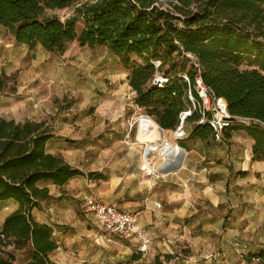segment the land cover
Segmentation results:
<instances>
[{"label": "crops", "instance_id": "0c3cea01", "mask_svg": "<svg viewBox=\"0 0 264 264\" xmlns=\"http://www.w3.org/2000/svg\"><path fill=\"white\" fill-rule=\"evenodd\" d=\"M18 46L21 57L0 70L7 76L19 70L23 85L16 96L0 94V117L45 121L52 131L47 153L84 172L63 186L39 183L49 196L31 214L53 230L58 247L49 255L51 264H258L248 258L264 250V161L252 159L255 141L241 126L225 133L223 141L188 139L189 133L180 141L186 151L182 167L150 181L138 168V150L125 143L128 131L138 132L129 127L131 119L145 111L129 104V70L117 56L103 46L68 45L62 55L41 46ZM70 52L71 65L91 75L76 85L77 108L78 97L65 94L67 83L61 88L52 84L60 76L57 68L63 69L60 56ZM41 66L47 69L44 79ZM64 97L70 100L58 111L54 102ZM53 116L59 121L49 123ZM88 196L139 212V223L152 236L147 257L136 253L134 238L107 241L86 208ZM2 205L7 208L0 210V232L6 216L18 207L14 201ZM26 253H17L20 264L27 261Z\"/></svg>", "mask_w": 264, "mask_h": 264}, {"label": "trees", "instance_id": "16d2710c", "mask_svg": "<svg viewBox=\"0 0 264 264\" xmlns=\"http://www.w3.org/2000/svg\"><path fill=\"white\" fill-rule=\"evenodd\" d=\"M75 2L80 5L72 17L47 15ZM80 19L84 27L79 32ZM0 27L16 44L30 50L41 46L54 55L64 54L74 41L81 47H106L129 70L137 105L163 129H174L185 109L188 84L182 74L191 83L196 75L192 65L185 69L183 51L197 57L203 82L227 102L231 115L264 122V0H0ZM155 60L162 62L159 71L171 77L162 88L152 84ZM10 79L0 75V92ZM240 128L255 141L252 159L264 161V128ZM211 136V128L200 125L188 139ZM51 137L45 121L0 117V201L18 205L3 222L0 264H15L20 251H27L24 264H51L49 255L58 247L52 228L31 214L49 196L39 183L63 186L84 172L47 153ZM248 259L264 264V250Z\"/></svg>", "mask_w": 264, "mask_h": 264}, {"label": "built area", "instance_id": "2783aa9c", "mask_svg": "<svg viewBox=\"0 0 264 264\" xmlns=\"http://www.w3.org/2000/svg\"><path fill=\"white\" fill-rule=\"evenodd\" d=\"M178 44V42H176ZM181 48V47H180ZM188 60L189 67L192 65L195 68L196 75L194 81L191 80L186 72L182 74V78L187 82L188 87L184 93L183 101L185 109L179 112L177 117V125L174 129L161 128L152 116L145 114H138L129 124L130 128L136 126L137 131L142 128L143 122L153 124L159 133L163 134V139H167L165 135L175 142V149L169 152H162L158 149H153L151 142L138 141V132L135 135V140H131V131H128L125 136V143L127 145H136L140 149V163L139 170L150 181L161 175L158 168L167 163L170 159L174 160L186 153L185 149L179 145L181 140L189 136V133L196 126L207 125L212 130V138L215 141H223L225 133L232 131L235 126H257L264 128V122L255 118H247L234 116L229 113L227 102L216 96V94L203 82L201 77V66L197 57L189 52H182ZM157 69L152 84L158 88L164 87L171 77H167L163 72L159 71L162 62L160 60L153 61ZM137 92L132 88L129 91V104L137 109H142L136 103ZM143 110V109H142ZM197 115V119L193 120V115ZM85 205L89 212H91L97 222L100 231L105 233L108 242H113V237H131L137 242L136 253L141 257H147L150 251L152 236L148 229L139 223V212L127 209H121L115 205L103 202L100 198L88 196L85 198ZM157 208H161L160 203H155ZM4 240V236H1ZM8 250L13 249V245L7 247ZM257 261V260H256ZM258 263V261H257Z\"/></svg>", "mask_w": 264, "mask_h": 264}, {"label": "rangeland", "instance_id": "374dc122", "mask_svg": "<svg viewBox=\"0 0 264 264\" xmlns=\"http://www.w3.org/2000/svg\"><path fill=\"white\" fill-rule=\"evenodd\" d=\"M80 3H73L72 5L68 6V7H65L63 9H54V10H48L47 11V15L49 16H56L58 18H60L61 20H65L66 18H69V17H72L75 15V8L77 6H79ZM84 27V23H83V20H79L77 22V30L80 32ZM20 46H18L15 41L12 39V36L7 33L6 30H4L3 28L0 27V67L2 64L6 65V64H9V63H12L14 61H16L17 58L21 57L20 55L23 54V50L22 48H19ZM75 48V49H79V47H81L78 43H70L69 44V48L68 49H72V48ZM74 52V51H73ZM68 56H65V57H61L59 58V56H56L59 58V62H61V65H60V68H63V69H58L57 68V71L58 73H60V76L59 78H55L53 79L54 82H52L53 85H56L57 87H60L62 86L63 83H67L66 85V88L65 90L67 92H65V94H67V96H71L72 98L71 99H74L75 97H78V93L76 92L77 91V87L76 85H79L81 83V81L83 80H86V78H88L87 76H91L90 75V72H88V70L84 69H80L79 67H75L73 64V67L74 69H72V65H71V60H72V56L74 55V53L70 52L67 54ZM185 63V62H184ZM72 67V68H71ZM41 68H44V72L42 75V77L40 79H44L45 78V74L47 73V69L46 67H43L41 66ZM75 69H79L77 71V74H76V70ZM185 69H189V65L187 63H185ZM23 70V69H21ZM0 75H2V77H11L10 80H8V82L6 83V88L0 92L1 95L3 96H16L19 88H21V86L23 85L22 81H21V74L19 72V70H17L16 72H13L11 74H9L8 76L5 74L4 71L0 70ZM53 72H51L52 74ZM61 74L63 75H66L67 78H61ZM57 80V81H55ZM78 81V82H77ZM41 84H46L45 81H42ZM55 86V88H56ZM57 89V88H56ZM64 93V92H63ZM70 99H67V98H63L61 100V102H58V100L56 99V101L54 102L55 104V108L59 110H61V104L63 103H66L67 101H69ZM76 108L78 107V104H80V97L77 98L76 100ZM37 108L40 107L36 105ZM54 118H50L48 119L49 120V123H53L55 121H59V116H53ZM131 140L134 141L135 140V136L131 134ZM71 143H75L76 141H69ZM179 145L182 147L181 143L179 142ZM112 147V146H110ZM133 147H135L139 154H140V149L134 145ZM3 202V201H2ZM1 203V201H0ZM6 205H2L0 206V210H6ZM182 252V250H181ZM21 259H17L15 264H20L21 263Z\"/></svg>", "mask_w": 264, "mask_h": 264}, {"label": "bare ground", "instance_id": "6f19581e", "mask_svg": "<svg viewBox=\"0 0 264 264\" xmlns=\"http://www.w3.org/2000/svg\"><path fill=\"white\" fill-rule=\"evenodd\" d=\"M166 140L163 139V134L159 133L156 127L152 124L143 122L142 128L138 132V141L140 142H151V146L153 149H158L162 152H169L170 150L175 149V142L170 138V136H166Z\"/></svg>", "mask_w": 264, "mask_h": 264}, {"label": "water", "instance_id": "95a60500", "mask_svg": "<svg viewBox=\"0 0 264 264\" xmlns=\"http://www.w3.org/2000/svg\"><path fill=\"white\" fill-rule=\"evenodd\" d=\"M201 125H203V123H201ZM183 157H184V152H182L181 155L177 157L176 159L174 160L170 159L167 163L159 167L158 172L161 174H166L169 172L179 170L183 164Z\"/></svg>", "mask_w": 264, "mask_h": 264}]
</instances>
